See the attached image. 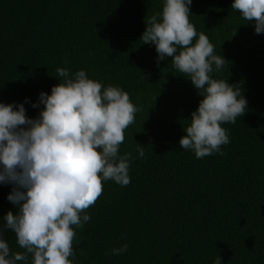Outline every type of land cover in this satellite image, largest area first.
I'll return each instance as SVG.
<instances>
[{
	"label": "trees",
	"instance_id": "trees-1",
	"mask_svg": "<svg viewBox=\"0 0 264 264\" xmlns=\"http://www.w3.org/2000/svg\"><path fill=\"white\" fill-rule=\"evenodd\" d=\"M233 2L190 5L198 35L227 61L210 75L247 100L243 116L221 125L230 140L224 154L197 159L179 140L203 96L172 57L157 63L155 44L140 40L164 0H0V103L23 104L37 118L40 93L51 94L63 81L57 68H66L122 88L140 109L119 147L131 153V183L103 181L90 221L73 226V264H214L218 256L221 264H264V32ZM12 188L0 183V233L13 252L25 251L4 230L7 212L19 210L7 199ZM124 244L126 252L108 254Z\"/></svg>",
	"mask_w": 264,
	"mask_h": 264
},
{
	"label": "clouds",
	"instance_id": "clouds-1",
	"mask_svg": "<svg viewBox=\"0 0 264 264\" xmlns=\"http://www.w3.org/2000/svg\"><path fill=\"white\" fill-rule=\"evenodd\" d=\"M192 0H164L162 12L146 21L140 40L156 46L158 60L172 57L171 65L189 78L203 96L192 112L180 147L197 159L220 153L230 142L223 123H235L245 114L247 100L235 85L210 75L226 59L217 55L204 33L190 22ZM244 20L264 32V0H234L231 5ZM198 37V38H197ZM195 41V42H194ZM63 81L41 92L44 105L37 118L25 114L23 104L0 103V183H11L7 199L19 208L4 217L19 247L13 252L0 233V264H73L75 228L90 221L87 209L103 193V181L121 186L131 183V153L119 155L125 130L140 110L118 86L104 87L85 70L70 74L57 68ZM144 79V77H143ZM33 103L32 107H38ZM138 155L145 157L142 147ZM128 245L109 255L126 252ZM214 264H221L218 256Z\"/></svg>",
	"mask_w": 264,
	"mask_h": 264
}]
</instances>
